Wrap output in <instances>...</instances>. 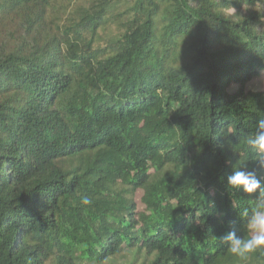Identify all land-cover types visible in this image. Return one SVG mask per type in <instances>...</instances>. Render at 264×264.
<instances>
[{
    "label": "trees",
    "instance_id": "1",
    "mask_svg": "<svg viewBox=\"0 0 264 264\" xmlns=\"http://www.w3.org/2000/svg\"><path fill=\"white\" fill-rule=\"evenodd\" d=\"M263 77L264 0H0V264H264Z\"/></svg>",
    "mask_w": 264,
    "mask_h": 264
},
{
    "label": "clouds",
    "instance_id": "2",
    "mask_svg": "<svg viewBox=\"0 0 264 264\" xmlns=\"http://www.w3.org/2000/svg\"><path fill=\"white\" fill-rule=\"evenodd\" d=\"M246 145L252 153L251 160L260 171H264V119L258 121L253 132L246 134ZM226 184L229 189L242 191L246 195L258 193V198L251 210L245 208L240 213L247 235H241L239 230L232 228L220 238L221 242L228 252L237 257L264 251V180L258 177L255 168L249 170L244 164L232 170ZM80 204L89 206L92 199L84 195L80 198Z\"/></svg>",
    "mask_w": 264,
    "mask_h": 264
},
{
    "label": "rangeland",
    "instance_id": "3",
    "mask_svg": "<svg viewBox=\"0 0 264 264\" xmlns=\"http://www.w3.org/2000/svg\"><path fill=\"white\" fill-rule=\"evenodd\" d=\"M252 87L257 90H264V77L260 80H256L252 83ZM141 208V207H140ZM106 264H120L119 259L113 261L112 263H106Z\"/></svg>",
    "mask_w": 264,
    "mask_h": 264
}]
</instances>
